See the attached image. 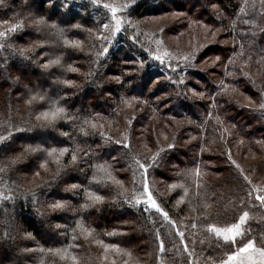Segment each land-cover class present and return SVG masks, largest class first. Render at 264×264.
Returning a JSON list of instances; mask_svg holds the SVG:
<instances>
[{"label": "trees", "instance_id": "16d2710c", "mask_svg": "<svg viewBox=\"0 0 264 264\" xmlns=\"http://www.w3.org/2000/svg\"><path fill=\"white\" fill-rule=\"evenodd\" d=\"M167 2L143 0L131 9L130 14L137 18L158 14V10ZM244 2L245 0H193L192 8L201 9L195 12L196 16L212 27L219 28L228 40L226 46L208 47L206 52L203 51V54H208V51L218 53L220 59L216 62L218 70L214 75L220 81L208 78L202 101L187 91L189 87L196 86L193 81L202 82L206 78L204 72L190 71L183 85L163 83L160 90L152 88L156 72L148 66L145 71L139 69L136 64L142 59V53L137 48H133V53H111L107 55L108 61L100 57V51L96 50L97 43L89 31L97 23L87 16H80L82 14L78 12L67 14L61 9L62 5L58 0H9L8 6L15 9L13 16L22 21L18 22L24 25V30L13 39L14 45L20 48L7 52L6 56L0 55V65H5L6 62L7 69L5 71L4 67H0V108L4 107V112L12 118V121L8 118V122L16 127H23L25 131L18 132L10 139L11 142L8 141L9 144L5 142L0 148V157L8 172L7 175H0V182L4 185L5 181L9 188L3 187L8 192L4 193L0 203V264H87L89 261L109 264V260L123 264L127 260L126 256L112 249L105 252L104 247L96 243V239L102 240L105 245L115 244L131 251L132 259L129 264H151L154 261L159 243L155 239L156 213H145L142 206L132 208L124 203V198L119 195L122 189L115 183V180H120L124 184L126 180L125 160L128 151L115 143L122 130H129L130 137L142 138L144 144L151 145L158 125L165 124L174 128L173 135L177 134V141L173 142L176 147L167 150L154 174V179L158 178L157 184L163 188L154 195L173 221L185 223L189 218H202L204 214L215 218L228 215L221 201L222 189H231L235 172L223 157L222 127L232 128L235 137L243 140L242 150L253 148L257 151L256 147L261 146L254 141L261 140L262 147L264 145L263 128H256L247 105L234 98L231 100L219 87L232 82L235 90L247 97L251 95L246 80L240 77L244 69L251 75L252 69L259 71L264 82V31L260 30L264 27V20L258 17L256 7L251 8L252 2H248L245 9L250 15L244 16ZM49 4L53 6L50 7ZM213 5L217 7L212 10L210 7ZM257 6L260 7L259 4ZM179 9L186 10L185 6H180ZM39 19H43L45 23L36 25L35 21ZM245 20L250 23H245ZM185 21L186 19H178L176 29L183 28ZM52 24L57 27L51 28ZM65 40L69 43L66 44ZM74 42H79L80 47H74ZM30 47L34 51L25 52L30 58L24 60L19 54L20 50ZM122 49L125 50L123 42ZM234 54L236 55L233 56ZM231 56L233 58L230 59ZM57 58L61 61L60 65L48 69L42 67ZM33 60L37 63H33ZM248 60L250 64L246 66L245 62ZM70 68L76 71H71ZM129 69L131 73L127 71ZM230 73L236 74V77L232 78ZM116 77L120 78L119 81ZM64 81H70L71 85L63 83ZM150 88L154 95L149 91ZM211 92H216L212 105L209 96ZM36 94L46 95L45 100L38 99L29 104L27 101ZM133 97L137 99L134 100ZM145 100L148 101L147 104L141 102ZM53 101H58L59 106L65 107L73 119L59 120L54 127H41L43 122L37 121L36 117L49 110ZM125 101L130 102L131 106ZM22 103L26 106L23 107L22 117L18 118ZM192 106L197 107V112L204 111L201 118H189L194 116L189 114ZM215 111L219 113V123L212 121L211 116L208 117L209 113ZM178 118L185 119L186 123L169 126L170 119ZM85 120L89 123L85 124ZM129 120L131 126L128 124ZM91 124H95L96 128L93 129ZM81 127L89 135L84 136L80 131ZM63 133L69 135L65 136ZM107 137L112 139L106 143ZM37 147L45 150L79 148L78 157L87 160V163L81 162L74 168L70 151L62 158L63 170L57 176V164L47 156V151H27ZM85 152L99 155L88 160L83 156ZM113 156L117 157L118 163L112 161ZM259 158L258 164L264 168L263 154ZM13 160L16 161L14 165L11 163ZM105 161L113 163L114 167L110 171L115 180L107 177L100 179L103 174L96 173L94 168L89 167L93 163ZM42 163L46 164L44 168L40 166ZM196 165L205 173L202 177L196 178L194 174L190 178L177 175L187 169H194ZM41 174L44 176L40 180L38 177ZM94 174L100 179V183L92 179ZM216 174L222 175L219 182L214 177ZM35 176L38 180L29 187L28 179ZM73 183L81 185L78 194L65 191ZM172 183H185L189 188L185 203L179 207L177 201L183 191L176 189L170 192L168 185ZM197 183L201 185L199 189L196 187ZM232 187L235 190L243 185L236 183ZM85 189L103 196L104 201L77 212L80 205L88 202ZM57 200L68 202L66 210H52L50 205ZM205 204L210 207L205 209ZM77 221H81L84 228L94 229L93 235L85 239L77 227ZM58 224L62 225L59 229L56 227ZM112 232L116 234H107ZM201 232L204 237V232ZM41 248L45 251L41 252ZM58 248H67L76 258L75 262L48 252V249ZM27 249L34 251H25Z\"/></svg>", "mask_w": 264, "mask_h": 264}, {"label": "rangeland", "instance_id": "374dc122", "mask_svg": "<svg viewBox=\"0 0 264 264\" xmlns=\"http://www.w3.org/2000/svg\"><path fill=\"white\" fill-rule=\"evenodd\" d=\"M58 1H60L61 5H63L64 3H68L69 8L65 9L61 7V9L63 11H66L67 14L78 12L82 14L80 16H87L91 21L93 20V22L97 23L94 28H89L91 29L90 34L94 42L97 43L96 50L100 51V57L105 61L109 60L107 55H110L111 53H119L120 51L133 53V48H137L139 52L142 53V59L136 65L143 71L147 70V66L148 68L155 70L156 81L180 85L178 83L179 80L183 77L184 81H187L186 77L190 71L204 72L206 74V78H204L202 82L193 81L196 86H191V88L189 87L187 91L191 96L197 97L202 101L204 99H201L198 95H193V92L197 94L204 93L205 83H208V78H212V81H220L219 77L214 75V72L218 70V67L216 66V58L219 57L218 53L215 54L208 51V54H203V51L206 52V48L208 47L226 46L228 40L226 39L225 35L221 33V30L219 28L212 27L211 25L205 23V20L199 19L196 16L195 12L201 9L197 7L196 9L192 8L194 7L193 0H167L168 2L165 4V6L158 10L160 11V13L142 16L139 18L132 16L130 14V11L136 4L143 0H135V3L131 4V6L124 11L119 10V5L128 3L129 0H97L96 5H93L90 0ZM8 2L6 0V6H0V31H4L8 36V38L3 41L4 48L0 49V55L2 56H6L7 52H13L17 48H20L17 45H14L15 43L13 39L24 30V25L22 24L23 28L21 30H18L16 33L8 32V29L11 28L14 24H20L18 21L22 22L21 20H17V17L15 18L13 16L12 13L15 9L9 7ZM248 2H252V0H248ZM104 4H110L118 7L116 16L123 21L121 30L115 35H112L115 21L112 20V13L108 9L103 7ZM255 4L256 10L259 13L258 17H262L264 20V16L260 15V13L264 12V8H261L260 6V0H255ZM257 4H259L260 7H258ZM180 6H185L186 10L181 11L179 9ZM215 6L217 7V5ZM203 8L205 9V7ZM215 8L213 6L212 8L210 7V9L212 10ZM243 8L244 13H242L244 14V16H248L249 12L248 10H245V2ZM192 9L193 12H191ZM178 19L182 21L186 19L187 21H185V24L184 22H179L185 25L181 29H176L177 25H175V23ZM4 21H8V23L5 24L3 23ZM129 21H131L132 23L129 24ZM104 24H109L110 27L106 29L104 28ZM257 24H260L259 20ZM158 40L162 41L160 45H157L156 43V41ZM121 41L125 44V50L122 49ZM9 45H11V47H9ZM105 47H107L109 51L102 54ZM145 49H149L150 51H145ZM165 51L169 53V56L164 58L163 64H161L159 60L152 59V57L157 53L163 55ZM192 55H194L195 58L191 60V65L185 66V62L182 58L184 56L191 57ZM235 55L236 54H234L233 56ZM233 56H231L230 59L233 58ZM245 63L246 66L250 64L249 60ZM141 64L144 65L143 68L140 67ZM173 68L175 69V71L172 70ZM130 70L131 69L127 71L130 72ZM252 70V75L249 74L246 69L241 71L240 74V77L246 80L247 85L250 88L251 95L249 94V96L247 97L241 91L238 92L237 90H235L232 82L224 84L229 86L224 91L226 92L227 97L228 95L230 96L228 98H230L231 100H233L234 98L238 102L247 105V108L249 109V111H251V118L254 120L255 126H257L256 128L262 127L264 131V115H261V112L259 110H255L258 108V104L261 100L260 94L262 91H264V82L262 81V76L259 75V71H256L255 69ZM229 75L232 78L234 76L236 77V74L234 73H230ZM165 76H167L169 79L164 80ZM253 81L255 83H253ZM215 94L216 92L209 93V96H211V105L214 103ZM250 98L252 99L249 100ZM25 106V103L20 104L19 112L17 114L18 118L22 117L21 114L24 109L23 107ZM4 111V107L0 108V120H3L0 122V135L8 136V133L11 132L12 138L10 137L5 141L8 142L10 139H13L18 131H16V126L7 121L8 118L10 119L11 117H9ZM189 114L194 115L189 116V118H201L204 114V111L197 112V107L194 108L192 106ZM217 117H219V113L215 111L214 113H211L210 119L214 122H217ZM184 123H186V120L179 118L175 120L170 119L168 121L169 126H179ZM207 127L208 126L206 125V128ZM155 129V134H153V137L151 139V145L144 144V140L142 138H132V136L130 137L129 130H122L121 132L119 140H121L123 143L129 144V148L125 149L128 151L125 160L126 180L124 183V188L128 190L126 195L130 196L132 194L133 188L139 187L140 185V170H138V166L135 164L132 157L134 156L141 162H147L148 157L157 152L159 149H164L160 158L161 162L165 153L168 152L167 150H170L168 149V144L175 143L172 139L173 136L177 138V134L173 135L174 128L171 129L164 124L158 125V128L156 127ZM11 140L9 142H11ZM175 141H177V139ZM254 142L255 144H258V146H261L256 147L257 151L253 148H251L250 150L248 148L242 150V147L244 145L243 140L235 137L232 128L222 127L221 147L224 155L223 157H225L227 164L235 172L233 176V179L235 181L233 180V183L230 185L233 186L234 184L239 183L240 185H243V187L240 189L235 188V190H232V186L231 189L228 190L227 187H224V189H222L223 194L221 196V201L225 205L226 213L228 215L218 218L210 216V220L208 222H231L234 217L238 218V216L242 214L243 211H249L251 218L248 221L247 227L251 230V235L248 238H251V236H255L258 240L261 231L264 230V208H261L259 206V202L255 200V196L258 194L255 189L264 187V168H262V166H259L258 164L261 154H263L264 156V145L262 147L261 140ZM4 143L0 144V148L4 145ZM116 145L123 147L122 144ZM150 146L154 148H148ZM229 153L231 154V160L228 159ZM2 159L3 158L0 157V168L3 169V171H0V175H7L8 172H6V169L3 166ZM232 161H235V164H238L240 166V169L243 170L244 175L248 176L249 180L252 181L251 184H247L243 180V177L239 175V170L235 167V164H233ZM158 168L159 167H155L149 170V180L151 183V189L154 194L160 193L163 189L157 184L158 178L154 179L155 170ZM134 169L137 170L135 176L133 175ZM43 176L44 175L41 174V176L38 178L41 180ZM221 176L222 175L220 174L214 175V177L217 178L218 182L221 180ZM38 178H36L35 176L33 179H28L27 185L29 187H32L36 183ZM134 179L136 181L135 184L132 183ZM1 180L2 178L0 177V181ZM3 184L4 185L1 184L2 187H0V203L1 201H3V195H5L4 193L8 192L4 190L3 187H6L9 190L5 181H3ZM235 187L237 186L235 185ZM121 191H123V189ZM247 191H252L251 203L253 205H256V207L254 208L248 207L247 205H241V197L244 196L247 199ZM121 198H123V196H121ZM224 200L226 201V203ZM154 218L156 220L154 224L155 234L157 230H159V232L161 233V239L165 245V250L163 252L159 250V245L161 242L159 241L157 246L158 251H156L155 259L151 264H189V262H191V264H212V260L209 259L210 257L215 258L218 261L220 258H226L224 256L225 251L231 250L230 246L227 249L215 248L214 239L213 247H209L208 239H206L205 236H201V231L204 232V229L200 226L199 222H197V228H192L191 224L194 220H196L194 218L187 219L185 223L174 221L177 225V227L175 228L171 226L162 227L164 221L163 218L159 216V214H155ZM177 231L184 232L185 239L183 243H181L180 237L176 235ZM201 239H205L204 244H201L199 242ZM193 240L195 241V244L192 243ZM185 245L188 246L191 255L184 251ZM126 258L127 260H129L127 256ZM114 262L115 264H118V262H116L115 260H109V264H114ZM129 262H131V260H129ZM87 264L96 263L93 261H89ZM135 264L143 263L136 262Z\"/></svg>", "mask_w": 264, "mask_h": 264}, {"label": "snow or ice", "instance_id": "6c2138e0", "mask_svg": "<svg viewBox=\"0 0 264 264\" xmlns=\"http://www.w3.org/2000/svg\"><path fill=\"white\" fill-rule=\"evenodd\" d=\"M27 2V0H25ZM90 2L93 5H96L97 0H90ZM211 2V0H209ZM135 0H129L128 3L119 5V10L124 11L128 7L131 6V4H134ZM245 5L246 7L248 6V0H245ZM0 6H6V0H0ZM50 7L53 5L49 4ZM260 6L261 8H264V0H260ZM63 8L67 9L69 8L68 3H64L62 5ZM104 8L108 9L112 13V20L115 21L114 25V30L112 31V35H115L118 33L123 25V21L116 16V12L118 11V7L110 5V4H104ZM215 8L216 6L213 5ZM256 4L255 0H252L251 3V8L255 9ZM261 16H264V12L260 13ZM245 23H250L249 20H245ZM3 23L7 24L8 21H4ZM45 21L43 19H39L35 21L36 25L44 24ZM132 22L129 21V24ZM253 25L255 26V23L252 22ZM57 27L56 24H52L51 28L55 29ZM77 27H79L77 25ZM109 24H104V28H109ZM23 28L22 24H14L11 28L8 29L9 33H16L18 30H21ZM39 31V29H37ZM261 31H264V28L260 29ZM91 31V29H89ZM163 31V30H161ZM60 34H63V31H60ZM253 35H255V32H253ZM8 38L7 34L4 31H0V49L4 48V43L3 41ZM65 43H69L67 40H65ZM157 45H160L162 41H156ZM74 47H80L79 42H74L73 44ZM11 47V45H9ZM34 51V48H28V49H21L20 50V56L24 58V60H28L30 57L25 55V52H32ZM109 49L105 47L103 49V53H107ZM145 51H150L149 49H145ZM240 55H243V53H240ZM169 56L168 52H164L163 55L157 53L152 57V59L159 60L161 64L164 63V58ZM194 55L190 56H184L182 59L185 62V66H190L191 65V60L194 59ZM219 57L216 58L217 61H219ZM33 63H37V61L33 60ZM61 61L59 58L50 60L48 63L44 64L42 67L44 69H48L54 65L58 66L60 65ZM143 64L140 65L141 68H143ZM0 67H4V70L6 71V62L5 65H0ZM71 71H76L74 68H70ZM175 71V69H172ZM183 70V69H182ZM117 81H119V77H116ZM169 78L167 76L164 77V80H168ZM63 83H66L68 85H71L70 81H64ZM179 84L183 85L185 83L184 78L182 77L179 82ZM253 83H255L253 81ZM163 83L162 81H155L153 84V88H156L158 90L162 89ZM221 88V92H223L226 88H228V85H221L219 86ZM234 90V89H233ZM150 92L154 95L153 90L150 88ZM193 95H198L201 99L204 97V93H195L193 92ZM261 100L258 104V108L255 110H259L261 112V115H264V91L261 92L260 94ZM46 95H32L27 101L29 104H31L34 101H37L38 99L43 101L45 100ZM132 99H137L136 97H133ZM159 97L157 100L159 101ZM144 104H147L148 101H141ZM125 103H128L129 106H131L130 102L125 101ZM209 116H211V113H209ZM37 121H42L43 123L41 124V127L44 126H51L54 127L57 121L59 120H64L68 119L71 120L73 117L69 116L67 113V110L65 107L59 106L58 101H53L50 105L49 110L42 112L40 115H37L36 117ZM134 120L135 117H132ZM217 122L219 123V117H217ZM85 124L89 123V121L85 120ZM129 126H131V120L128 121ZM91 127L93 129L96 128L95 124H91ZM235 127V125H233ZM16 131L22 132L25 131L23 127H17ZM81 133L84 136L89 135V133L81 127L80 129ZM12 133L9 132L8 136L0 135V144H3L7 139L11 137ZM63 135L68 136V133H63ZM103 135V133H101ZM111 137L106 138V143L111 141ZM174 141L177 139L175 136L172 138ZM192 139H195V137H192ZM116 144H122L124 149L129 148L128 143H123L121 140H116ZM259 143V142H258ZM103 147V145H101ZM176 147L175 143H169L168 144V149H174ZM203 150V149H202ZM27 151L30 152H37V151H47V156L50 158H53L57 164V172L56 175L59 176L61 171L63 170L61 167V160L63 157L66 156V154H69L71 151V163L74 166H77L79 163L84 162L87 163V160H82L80 157H78L77 152L80 151L79 148H76L74 150H70L69 148H61V149H56L52 148L50 150H45L41 149L39 147L37 148H29ZM164 149H159L157 152L152 154L150 157L147 158V162H141L139 159H136L134 156L132 159L134 160L135 164L138 166V170H140V185L139 187H134L132 190V194L126 195L127 189L124 188L123 181L120 180H115V177L112 176V173L110 171L111 168L114 167L112 162L105 161L104 163L100 164H91L89 167L94 168L96 173L103 174L100 179H103V177H107L110 180H115V183L118 184L123 191L120 192V196H123L124 203H127L130 207L132 208H140L142 206V210L145 213H153V211L156 214H159L160 217L163 218L164 224H162V227L165 226H171L173 228L177 227L175 222L170 218L169 213L165 211L161 206L160 203L158 202L156 196L154 195L152 189H151V183L149 180V175L150 172L149 170L151 168L158 167L160 164V158L161 154L163 153ZM98 153L95 152H85L83 153V156L86 157L88 160H93L94 158L98 157ZM228 159L231 160V154H228ZM112 161L118 163L119 161L117 160V157L113 156ZM11 163L14 165L16 163L15 160L11 161ZM233 164H235V161H232ZM41 168L45 167V164L42 163ZM235 167L239 170V175L243 177V180L247 184H251L252 181L249 180L248 176L244 175L243 170L240 169V166L238 164H235ZM0 171H3L2 168H0ZM81 171H84V169H81ZM136 169L133 170V175L135 176L136 174ZM39 175V173H36ZM195 175L196 178L202 177L205 173L201 171V168L199 165H196L194 169H187L182 173H177V175H184L186 178L192 177V175ZM93 180H96L97 183H100V179H97L96 175L94 174ZM91 183V181H90ZM133 184L136 183L135 179L132 181ZM169 191H175L176 189H182L183 194L180 196L179 200L177 201V206L179 207L180 204L185 203V198L188 197L189 195V188L185 185V183H172L168 185ZM196 187L199 189L201 185L199 183L196 184ZM81 189V185L79 183H73L69 188L65 189V191H72L74 194H78V191ZM255 191L258 193L255 196V200L259 202V206L261 208H264V194H259V193H264V187L262 188H257ZM86 192V198L87 201L86 203L80 205L79 209H77V212H82L84 210H87L88 208H91L99 203H102L104 201V197L101 195H98L92 191H88L85 189ZM251 197H252V191H247V199L242 196L241 197V205H247L248 207H256V205H253L251 203ZM53 211L56 210H66L68 207V202L67 201H59L57 200L56 202L52 203L50 205ZM210 205L205 204L204 208L207 209L209 208ZM250 212L249 211H243L242 214L238 216V218H233L231 222L224 221L222 223H217V222H208L210 220V215L204 214L201 217H197L196 220H194L191 224L192 228H197L198 223L200 226L204 229V234L205 238L208 239L209 242V247H213V239L215 240V248H225L227 249L229 246L231 248L230 251H225L224 256L226 258H220L218 261L215 258H209L212 260V264H264V230L261 231V234L259 236V239L255 236H251V238H248L251 235V230L247 227L248 221L250 219ZM77 227L80 229L81 233L84 235L85 239H88V237L93 235V232L95 231L94 229L91 228H84L83 224L81 221H77ZM58 229L62 227V225H57L56 226ZM75 231V230H74ZM62 235L64 233H61ZM108 235H115V232L112 233H107ZM176 235L180 237L181 243L184 242L185 239V234L183 231H177ZM73 239H76L75 236H73ZM155 239L161 241L159 245V250L163 252L165 250V245L161 239V233L159 230H157L155 234ZM201 244L205 243V239H201L199 241ZM222 242V243H221ZM96 243L100 244L104 247L105 252H107L109 249L114 250L118 254H121L123 256H127L129 260L132 259V252L129 250L121 249L119 248L118 245L115 244H109L105 245L102 240L96 239ZM193 244H195V241H192ZM25 251H34L31 249H27ZM41 252L45 251L43 248L40 249ZM184 251L186 253H189L191 255V252L189 251V248L187 245L184 247ZM48 252L52 255L59 256L61 259L64 260H72L75 262V257L71 255L70 252H68L67 248L63 249H48ZM129 260H125L123 264H129ZM115 264V262H114ZM191 264V262H189Z\"/></svg>", "mask_w": 264, "mask_h": 264}]
</instances>
